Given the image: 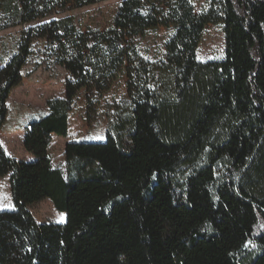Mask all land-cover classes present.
<instances>
[{
  "label": "trees",
  "instance_id": "obj_1",
  "mask_svg": "<svg viewBox=\"0 0 264 264\" xmlns=\"http://www.w3.org/2000/svg\"><path fill=\"white\" fill-rule=\"evenodd\" d=\"M109 0H0L1 29L20 27L0 68V133L10 92L34 41L68 74L65 95L30 122L23 149L0 144V180L12 210L0 211V264H264V0H217L196 13L188 0H123L106 30L70 17L31 24ZM223 24L221 60L200 62L205 27ZM169 30L163 60L140 54L149 31ZM131 107L102 141L68 142L52 166V137L67 138L77 96L94 105L121 77ZM48 200L65 215L61 255L28 207Z\"/></svg>",
  "mask_w": 264,
  "mask_h": 264
},
{
  "label": "rangeland",
  "instance_id": "obj_2",
  "mask_svg": "<svg viewBox=\"0 0 264 264\" xmlns=\"http://www.w3.org/2000/svg\"><path fill=\"white\" fill-rule=\"evenodd\" d=\"M123 0H109L80 9L68 10L64 14L37 21L31 26L50 19L70 17L81 30H106ZM194 11L200 13L217 0H188ZM21 28L1 29L0 25V68L16 53ZM171 33L157 28L145 34L139 43L142 58L158 64L163 60L164 46ZM225 40L223 24H209L205 27L197 50L200 62L221 60L224 56ZM22 81L7 99V116L0 133V144L6 154L17 161H30L31 156L23 149V138L28 124L47 113L49 100L63 98L68 74L58 66L50 53V47L43 40H36L30 48V55L21 70ZM87 93L81 92L69 114L67 138L53 136L48 153L52 166L64 169L65 146L68 142H99L105 137L110 123L130 107L127 94V79H118L94 105L88 102ZM9 177L0 180V211L12 210ZM28 210L44 234L41 251L61 255L65 247V215L58 213L48 200L28 207ZM22 252H9L4 264H19Z\"/></svg>",
  "mask_w": 264,
  "mask_h": 264
}]
</instances>
